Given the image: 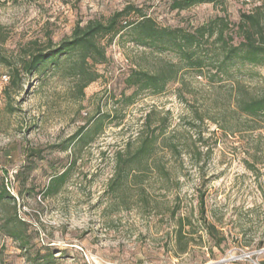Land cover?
<instances>
[{
  "label": "rangeland",
  "instance_id": "1",
  "mask_svg": "<svg viewBox=\"0 0 264 264\" xmlns=\"http://www.w3.org/2000/svg\"><path fill=\"white\" fill-rule=\"evenodd\" d=\"M173 1L0 0V190L12 197L0 205V264H264V113L240 108L264 96V66L221 65L223 48L241 41V15L264 0L182 11ZM128 6L163 29L213 28L197 46L204 66L141 46L129 27L100 40L107 61L84 66L97 77L84 89L74 53L22 70ZM172 65L162 93L141 88L140 73ZM151 133V156L119 175L118 154L129 159Z\"/></svg>",
  "mask_w": 264,
  "mask_h": 264
},
{
  "label": "trees",
  "instance_id": "2",
  "mask_svg": "<svg viewBox=\"0 0 264 264\" xmlns=\"http://www.w3.org/2000/svg\"><path fill=\"white\" fill-rule=\"evenodd\" d=\"M224 0H174L171 4V10L182 11L189 8L202 5L214 4L222 5ZM134 13L140 16L139 22H130L127 19ZM132 27L135 31V40L144 47H158L164 50H171L177 53L182 59L187 61L193 68L201 69L204 66V59L197 54V46L200 40L214 36L215 30L209 27H201L195 32L190 33L181 29H163L157 26L155 21L147 17L143 11L133 6H128L120 12L115 13L107 21L94 20L88 22L84 26H77L70 39L62 42L59 48L48 53H35L23 63L22 70L25 74L30 75L40 69L46 62L55 59L59 55L74 53L80 62V70L78 77L82 82V89L97 80L96 75H91L85 71L84 66H88L89 62L95 64H103L107 61L106 49L101 45L100 40L107 37L114 38L126 28ZM238 34L241 41L237 46L225 47L222 50L224 57L223 63L225 71L233 61L239 60L253 65L264 66V3L255 6L250 12L243 13L240 22L237 25ZM218 41L224 40V31L217 33ZM175 65H172L166 72L157 74L140 73V83L142 87L152 88L154 93H162L167 82L175 79L179 73ZM20 79V71L14 70L11 79V86H18ZM241 110L249 116H257L264 113V96L261 98L244 101L240 105ZM156 137L153 133L147 135L140 142V147L127 160H122V154H118V166L120 173L122 164L131 166L141 159L151 156L156 144ZM67 171L52 179L50 184L52 189H58L65 183ZM10 193L6 187L0 190V205L6 200L11 199ZM18 223L10 222L12 229L18 230ZM22 223V222H21ZM212 229L211 227L209 228ZM212 233V231H210ZM15 237L17 234L13 233ZM219 244L223 240H217Z\"/></svg>",
  "mask_w": 264,
  "mask_h": 264
},
{
  "label": "built area",
  "instance_id": "3",
  "mask_svg": "<svg viewBox=\"0 0 264 264\" xmlns=\"http://www.w3.org/2000/svg\"><path fill=\"white\" fill-rule=\"evenodd\" d=\"M237 261L238 259L236 257L231 256L230 258H223L217 261L215 264H234Z\"/></svg>",
  "mask_w": 264,
  "mask_h": 264
}]
</instances>
